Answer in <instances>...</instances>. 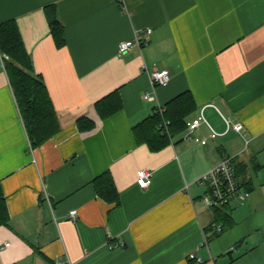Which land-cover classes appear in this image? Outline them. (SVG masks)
Here are the masks:
<instances>
[{
  "label": "crops",
  "instance_id": "crops-1",
  "mask_svg": "<svg viewBox=\"0 0 264 264\" xmlns=\"http://www.w3.org/2000/svg\"><path fill=\"white\" fill-rule=\"evenodd\" d=\"M124 3L127 11L117 0H0V24L17 22L59 122L54 137L31 147L0 53V184L10 215L0 264H190V253L203 264H264V0ZM147 29V45L119 55L122 41ZM145 66L171 75L155 100L143 97L153 92ZM185 91L196 104L189 120L203 110L220 136L209 138L203 124L195 136L205 145L184 141L185 132L158 151L138 143L133 127ZM113 92L123 107L101 119L95 104ZM82 117L92 131H80ZM223 117L244 131L225 133ZM224 156L250 196L216 213L198 179ZM140 169L152 173L147 189ZM105 172L118 204L94 187Z\"/></svg>",
  "mask_w": 264,
  "mask_h": 264
},
{
  "label": "trees",
  "instance_id": "trees-1",
  "mask_svg": "<svg viewBox=\"0 0 264 264\" xmlns=\"http://www.w3.org/2000/svg\"><path fill=\"white\" fill-rule=\"evenodd\" d=\"M50 30L58 47L65 44L64 29L55 16V8L50 10ZM0 53L3 56L5 69L14 92L17 105L25 124L26 132L32 148H38L54 137L59 131V122L43 79L33 72L32 58L28 53L18 24L9 20L0 24ZM123 107L117 92H113L95 104L97 114L106 119ZM166 112L162 117L155 112L153 116L133 127L138 143H145L152 151H158L172 141L171 137L181 135L186 131L189 118L196 111L192 94L185 91L165 106ZM163 119L171 122L170 136L162 134L159 129ZM78 128L89 132L95 128V122L88 117L78 120ZM94 187L98 195L109 203H119V192L109 172L97 177ZM221 209H216L219 213ZM10 225V215L6 197L0 184V227Z\"/></svg>",
  "mask_w": 264,
  "mask_h": 264
},
{
  "label": "built area",
  "instance_id": "built-area-1",
  "mask_svg": "<svg viewBox=\"0 0 264 264\" xmlns=\"http://www.w3.org/2000/svg\"><path fill=\"white\" fill-rule=\"evenodd\" d=\"M123 5V9L127 11V7L125 6L124 0H117ZM146 32L147 34H151L152 30L147 29L146 31H142L137 34L134 39L128 41H122L119 44V55H125L135 47H143L148 44L146 40L140 39V34ZM145 69L147 67L145 66ZM149 75L151 78V87L152 94L145 93V100H155L156 99V89L159 86L167 85L171 80V75L169 70H153L149 71ZM213 106V105H211ZM166 109L164 106H158L157 113H159L162 117L164 116ZM226 131L228 133L230 131L241 134L244 131V125L242 123H232L229 119L223 117ZM206 124L210 129L209 138L216 139L220 134L216 132L206 120L203 110L200 115L194 119H191L187 122V128L183 136L184 141L195 142L202 145L207 144L208 140L195 136V132L203 125ZM170 125L171 122L167 119H163L162 123L159 126V129L162 131V134H168L170 136ZM172 139V137H171ZM200 184L206 186L207 190L205 195L203 196V201L206 207L210 209H221L233 201H238L240 204H244L245 201L249 198L250 193L248 191L243 190L241 183L238 181L236 172L233 166V158L229 156H224L221 162L205 172L198 179ZM152 183V173L146 169L138 170L137 174V184L141 189H147ZM70 218L73 221H77L78 219V211L72 210L70 212ZM218 232H221L222 226L217 227ZM207 244V241H204ZM9 246V243L5 244V247ZM111 248L113 246H110ZM190 264H203V260L196 253H190L188 255Z\"/></svg>",
  "mask_w": 264,
  "mask_h": 264
}]
</instances>
